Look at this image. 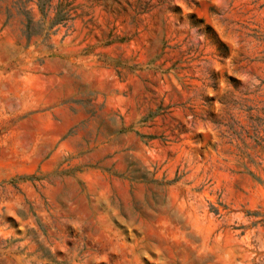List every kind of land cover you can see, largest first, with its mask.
<instances>
[{
    "label": "rangeland",
    "instance_id": "rangeland-1",
    "mask_svg": "<svg viewBox=\"0 0 264 264\" xmlns=\"http://www.w3.org/2000/svg\"><path fill=\"white\" fill-rule=\"evenodd\" d=\"M0 264H264V0H0Z\"/></svg>",
    "mask_w": 264,
    "mask_h": 264
},
{
    "label": "trees",
    "instance_id": "trees-1",
    "mask_svg": "<svg viewBox=\"0 0 264 264\" xmlns=\"http://www.w3.org/2000/svg\"><path fill=\"white\" fill-rule=\"evenodd\" d=\"M40 10L42 11V8L40 7Z\"/></svg>",
    "mask_w": 264,
    "mask_h": 264
}]
</instances>
